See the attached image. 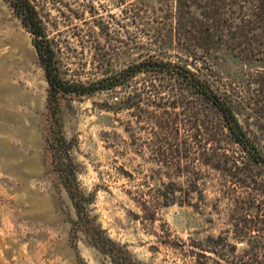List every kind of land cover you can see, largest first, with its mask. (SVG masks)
Wrapping results in <instances>:
<instances>
[{
    "label": "rangeland",
    "instance_id": "1",
    "mask_svg": "<svg viewBox=\"0 0 264 264\" xmlns=\"http://www.w3.org/2000/svg\"><path fill=\"white\" fill-rule=\"evenodd\" d=\"M70 79L149 54L187 62L264 152V0H31ZM47 82L0 0V264H110L79 233L45 149ZM62 129L90 211L144 264H264V171L214 109L165 75L65 95Z\"/></svg>",
    "mask_w": 264,
    "mask_h": 264
},
{
    "label": "trees",
    "instance_id": "2",
    "mask_svg": "<svg viewBox=\"0 0 264 264\" xmlns=\"http://www.w3.org/2000/svg\"><path fill=\"white\" fill-rule=\"evenodd\" d=\"M6 1L30 34L38 63L47 82L44 106L45 149L50 155L51 168L57 176L58 184L66 191L73 208L71 232L74 237L80 233L85 242L106 257L110 264L144 263L136 259L124 244L112 239L90 211L92 195L80 187L74 169L71 150L75 144L65 136L62 129L63 96H84L110 91L128 84L141 74L168 76L174 83L190 90L214 109L228 136L240 148L244 157L264 171V152L240 123L228 96L198 69L192 68L187 62L149 54L94 80L70 79L66 76L54 42L35 4L31 0Z\"/></svg>",
    "mask_w": 264,
    "mask_h": 264
}]
</instances>
